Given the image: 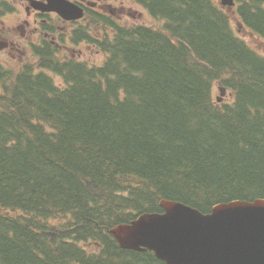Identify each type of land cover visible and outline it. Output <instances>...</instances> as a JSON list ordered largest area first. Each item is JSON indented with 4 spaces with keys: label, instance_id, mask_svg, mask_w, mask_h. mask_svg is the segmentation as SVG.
Here are the masks:
<instances>
[{
    "label": "trees",
    "instance_id": "obj_1",
    "mask_svg": "<svg viewBox=\"0 0 264 264\" xmlns=\"http://www.w3.org/2000/svg\"><path fill=\"white\" fill-rule=\"evenodd\" d=\"M132 1L157 25L92 8L73 30L101 65L53 47L0 66V264H167L110 230L162 200L264 199V55L240 37L264 41V0Z\"/></svg>",
    "mask_w": 264,
    "mask_h": 264
},
{
    "label": "water",
    "instance_id": "obj_2",
    "mask_svg": "<svg viewBox=\"0 0 264 264\" xmlns=\"http://www.w3.org/2000/svg\"><path fill=\"white\" fill-rule=\"evenodd\" d=\"M46 1L34 6L66 21L84 17L68 0ZM161 207L163 213L142 214L110 234L122 249L151 251L167 264H264V199L220 204L209 214L168 200Z\"/></svg>",
    "mask_w": 264,
    "mask_h": 264
},
{
    "label": "rangeland",
    "instance_id": "obj_3",
    "mask_svg": "<svg viewBox=\"0 0 264 264\" xmlns=\"http://www.w3.org/2000/svg\"><path fill=\"white\" fill-rule=\"evenodd\" d=\"M6 1L12 6V12H6L0 15V63L7 69L19 70L26 63H34L36 59L31 52L30 47L32 41L41 44L42 40L47 38V41L52 46L56 47L61 54L60 58H72L83 62H89L91 65H101L104 61V54L92 44L83 42L74 43L72 40V31L76 27L89 28L93 22L89 19L81 20L76 24H70L62 21L58 14L54 13L51 17L38 16L32 10H36L34 1L36 0H2ZM41 1V0H38ZM92 3L98 0H88ZM217 3L220 0H215ZM42 2L46 3V0ZM229 5L231 1L227 0ZM235 7V6H234ZM234 7H227L232 26L237 28V14L234 12ZM27 8L29 10H27ZM102 8V9H101ZM95 9L100 10L115 20L121 25L134 26L137 24L157 25L153 23L148 13L132 0H101L100 5ZM22 27L23 29H20ZM51 29L52 31H49ZM101 27H91L92 33L99 34ZM50 32V33H49ZM46 34L48 36H46ZM244 40L251 47L256 49L260 54L264 55V41L251 34H240ZM63 38V40H62ZM7 41L12 42L15 46L7 48ZM4 42V43H3ZM55 42V43H54ZM59 48V49H58ZM60 50V51H59ZM55 81L58 85L63 84V78L55 76ZM214 98L216 102L223 105L224 102L229 101L230 92H221L219 84L215 85ZM219 99L221 101H219Z\"/></svg>",
    "mask_w": 264,
    "mask_h": 264
},
{
    "label": "flooded vegetation",
    "instance_id": "obj_4",
    "mask_svg": "<svg viewBox=\"0 0 264 264\" xmlns=\"http://www.w3.org/2000/svg\"><path fill=\"white\" fill-rule=\"evenodd\" d=\"M27 1H29V0H27ZM41 1H43V0H41ZM71 2H74V3H76L77 5H79V6H81L84 10H85V12H87V11H89L90 9H92V8H96V7H98L99 5H100V2H101V0H98V2H95V3H92L91 1H88V0H70ZM0 4H1V6H0V15H4L6 12H12L13 10H14V6H12L11 4H9L8 2H6V1H2V0H0ZM92 7V8H91ZM102 9V8H101ZM27 10H29L28 8H27ZM33 11V13L34 14H36V15H38V16H45V17H51L54 13H41L40 11H37V10H32ZM63 21V20H62ZM70 24H73V23H70ZM20 29H23L22 27H19ZM49 31H52L51 29H48ZM74 30V29H73ZM50 33V32H49ZM72 34H73V31H72ZM46 36H48L47 34H46ZM41 41H42V43L41 44H38L37 42H35V41H32V43H31V45H30V47H31V49H32V53L33 54H36V51L37 50H39L40 52H41V54H42V52L45 50H47L48 48H53V46L51 45V44H53V41H52V43H50L49 44V42L47 41V38L46 39H44V40H42L41 39ZM4 43V42H3ZM5 43H7V48H9V47H14L15 46V44L14 43H12V42H9V41H7L6 40V42ZM55 43V42H54ZM0 44H1V42H0ZM56 46V45H55ZM57 47V46H56ZM59 49V48H58ZM1 51V50H0ZM60 51V50H59ZM0 66H2V64L0 63Z\"/></svg>",
    "mask_w": 264,
    "mask_h": 264
}]
</instances>
